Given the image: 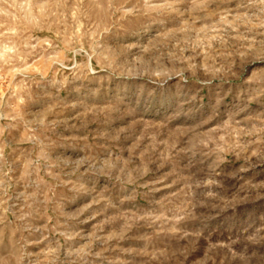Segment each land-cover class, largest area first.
<instances>
[{
  "label": "rangeland",
  "instance_id": "obj_1",
  "mask_svg": "<svg viewBox=\"0 0 264 264\" xmlns=\"http://www.w3.org/2000/svg\"><path fill=\"white\" fill-rule=\"evenodd\" d=\"M0 264H264V0H0Z\"/></svg>",
  "mask_w": 264,
  "mask_h": 264
}]
</instances>
